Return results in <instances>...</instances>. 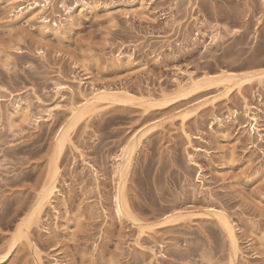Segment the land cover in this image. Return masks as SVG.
Segmentation results:
<instances>
[{
  "label": "rangeland",
  "instance_id": "rangeland-1",
  "mask_svg": "<svg viewBox=\"0 0 264 264\" xmlns=\"http://www.w3.org/2000/svg\"><path fill=\"white\" fill-rule=\"evenodd\" d=\"M37 1L31 18L35 0H0V264H230L210 208L235 226L233 263L264 264V1ZM222 69L251 76L187 87ZM105 90L124 100L96 103L56 158L72 108ZM142 131L120 215L115 170Z\"/></svg>",
  "mask_w": 264,
  "mask_h": 264
},
{
  "label": "bare ground",
  "instance_id": "bare-ground-1",
  "mask_svg": "<svg viewBox=\"0 0 264 264\" xmlns=\"http://www.w3.org/2000/svg\"><path fill=\"white\" fill-rule=\"evenodd\" d=\"M30 5L31 6H29V8L27 9V15L30 16L31 18H34L35 15L37 14V12H39V10H41L42 7L46 6V4L42 5L41 3H38V1L36 2V0L34 3H31ZM85 6H83V4H82L81 6L77 7L75 9V11L82 13V12H85L88 9L92 8L91 6H87V7H85ZM19 12H21L23 14L24 8L22 7L19 10ZM263 73L264 72H262L260 74H263ZM248 76H251V74L249 73V74H245V75H238L234 72L222 69L218 73L204 74L200 78L190 77L189 78L190 79V86L189 85L188 86L186 85V86L191 87V90H196V89L198 90V88L200 86L202 87V85L205 83H209L211 85H217V86L221 85L223 87L225 86L226 88H229L230 86L233 87V85H235V86L237 85V87H240L243 84V82L250 79ZM117 91H119V90H117ZM123 92L125 94L130 93L127 90H124ZM117 94L118 93H116V92L105 90L101 93L94 94L93 96L87 98L82 105H79V106L75 105L72 108L70 119H68L70 121L67 123L68 125L66 124L67 125L66 127H64V128L62 127L63 129H61V131L58 133V135L55 139L54 152H55L56 158L59 157L60 154L64 151V147L66 146V143L70 140V135H71V132L73 131V128L75 129V125L79 121L81 122L83 118H85L89 113H91L94 110L95 105H97L96 103L100 102L103 99H108V100H112V101L116 100V102L117 101L120 102V101L124 100V98L121 99ZM126 97H127V95H126ZM125 100L128 101L127 99H125ZM146 100H148V99H146ZM151 100H154V99L151 98L150 101ZM247 108L250 109L249 107H247ZM185 113H188V112H185ZM89 115H91V114H89ZM87 117H89V116H87ZM252 118L254 121H256L255 124H252V126H253L252 131H253V130H255V128H257L256 126H257L258 121H257L256 117H252ZM145 134H147V133H144V131H142L139 133L135 132L131 136L130 142L128 143L127 147L124 149L123 156H122L121 160L118 162L116 170H115V173L118 175V179H119L118 180V192L116 194V205H117V210H118L120 215L127 213L128 215L131 216L129 203H128V200H127V197L125 194V183H126V179H127L128 173H129L131 165H132V160H133V156H134V153L136 151V148H137L138 144L141 143L143 138L146 137ZM58 171H59L58 165H57V162L55 161V163L53 164V168H52V174H51V176H49L50 181H49V183L48 182L46 183L47 185L44 188V190L42 191V193L39 197V200H37L38 202L35 204V206H34L35 208L34 209L32 208L33 210L31 212V214L28 215L29 216L28 218L23 219V221L20 223V225L17 228L16 235L14 234L15 238L13 237L14 241H13V244L11 246L12 249L18 243L19 240L23 239V237L26 236V232L29 231L28 229L30 228L31 224L34 222V218H36L35 216L37 214H40L39 211H40L41 207L43 206V204L46 203V201H48L49 199L51 200V197L56 194L57 186L55 184V180L58 177V175H57ZM188 212L191 214H198L192 210L186 211V213H188ZM189 213H188V215H189ZM207 213L213 214L218 219L219 223L221 224L222 228L224 229V231H225V233L229 239L231 249H232V257H231L232 259H231L230 264H234L233 261H234L235 257L238 255L239 249H240L234 224L229 219V217L220 210H215L213 208H210V209H208ZM178 214L181 215L184 213L181 211ZM175 215L178 216L177 214H174V213L167 215L165 217L166 221L168 220V222H169L171 219L174 218ZM133 219L136 220L135 218H133ZM10 251L11 250H9V254H10ZM5 256L3 257L4 259H5ZM0 258H2V257H0Z\"/></svg>",
  "mask_w": 264,
  "mask_h": 264
}]
</instances>
